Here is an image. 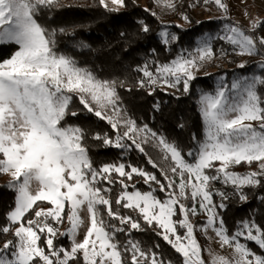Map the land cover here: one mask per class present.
<instances>
[{
  "label": "snow or ice",
  "instance_id": "snow-or-ice-1",
  "mask_svg": "<svg viewBox=\"0 0 264 264\" xmlns=\"http://www.w3.org/2000/svg\"><path fill=\"white\" fill-rule=\"evenodd\" d=\"M154 2L176 9L175 0ZM98 3L108 12L127 6L126 0ZM203 3L215 4L224 14L221 18L228 20L225 0ZM63 6L60 0H0V45L16 46L10 58L0 61V174L10 177L6 187L15 192L14 206L0 224V236L12 237L0 247V264H173L157 251L159 244L145 249L139 241L120 239L147 229L179 253L183 264H264V254L248 246L253 242L264 252V225L244 218L229 232L221 215L233 197L247 203L246 189L264 188V75L238 77L230 85L221 80L214 93L202 92L198 104L203 138L193 134L192 147L185 154L179 144L151 132L147 125L138 127L128 116L117 90L124 87L123 81L101 79L58 50L56 37L66 30L49 28L41 18L44 10ZM181 15L191 23L186 14ZM140 24L143 33L150 31L143 21ZM260 28L264 20L259 18L251 20L247 30L226 23L217 38L230 44L236 55L264 57ZM159 35L165 45L177 40L167 29ZM209 39L200 41L194 55H180L170 63L153 62L155 73L148 63L138 67L143 73L139 87H148L151 95L158 85L176 88L182 83L188 93L194 71L214 56ZM79 47L89 46L81 42ZM259 67L264 69V59ZM75 99L82 109H73ZM154 107L159 110V104ZM82 110L107 121L115 133L114 138L96 133L92 139L119 149L129 148L125 141H131L166 183L132 164L95 167L85 144L88 130L69 123ZM149 142L163 152L164 164L148 155L144 145ZM244 165L249 170H235ZM136 177L150 190L137 189ZM152 184L166 194L165 199L157 197ZM116 186L120 190L113 198ZM258 198L264 203V196ZM200 215L206 219L195 222L193 218ZM65 219L68 227L60 231L58 225ZM209 231L222 248H232L231 257L208 249L210 259H203L197 233L208 237ZM59 237H66L70 245L58 246Z\"/></svg>",
  "mask_w": 264,
  "mask_h": 264
},
{
  "label": "trees",
  "instance_id": "trees-1",
  "mask_svg": "<svg viewBox=\"0 0 264 264\" xmlns=\"http://www.w3.org/2000/svg\"><path fill=\"white\" fill-rule=\"evenodd\" d=\"M175 0L176 9L172 23L163 26L155 12L157 4L154 0H144L138 3L136 0H126V7L119 12H108L98 3V0H60L64 5L54 8L51 11L44 10L41 22L49 28H64V34H58L57 48L60 52L72 56L80 67L88 68L96 73L101 79L123 81L124 87H118V92L122 100V106L126 109L129 117L134 119L138 127L147 125L151 132L158 136L165 137L169 142H176L186 154L192 147V136L203 138V123L199 110V98L202 92L214 93L217 88V79L225 77L230 82L242 76L264 75V69L259 67L261 55H256L245 63L244 68L238 67V57L232 46L217 37L221 33L227 20L204 19L198 20L193 14V7L204 6L203 0ZM192 4L194 6L189 7ZM212 3L205 5L212 6ZM149 9L150 11H145ZM181 14H186L191 23L182 19ZM140 21H143L149 28L148 33L141 31ZM200 21V23H197ZM167 29L176 34L177 40L171 45L161 42L159 33ZM264 28L257 30L261 35ZM124 35H121V34ZM206 36L213 38L211 46L214 51V59L210 66L213 72L204 71L201 76H197L190 84L188 93L183 91V84L178 85L175 92H166L159 86L155 87L149 95L148 87H139L138 81L143 77L142 72H138V67H143L148 63L150 70L155 73V63H170L180 55H189L195 51L198 43ZM83 42L87 48L79 47ZM16 50L15 45H0V61L10 58ZM220 60H225V67L219 65ZM264 92V89L261 90ZM159 104V110L154 105ZM79 100L73 102V109H82ZM69 123L84 126L89 136L85 144L89 150V156L95 167L105 163L123 162L139 166L152 172L163 180L158 169H153L148 163V157L140 153L131 141H125L130 145L127 149L106 147L101 141L92 139V135L107 133L115 137V133L107 121L99 120L95 115L82 110L76 118H69ZM183 125V127H180ZM123 131V129H121ZM146 152L159 164H164L162 160L163 152L155 147L152 142L144 145ZM190 159V158H188ZM256 164L251 165L255 169ZM238 172L249 170L248 165L237 167ZM3 174H0V224L5 223L4 215L10 206H14L15 192L1 183ZM135 187L141 191L150 190V186L145 184L143 179H134ZM231 192L230 187L217 185ZM156 195L159 199L166 198V194L158 191ZM119 186L115 187L113 198L119 191ZM129 188V191H132ZM249 193L247 203H242L238 198L233 197L227 201L226 209L221 211L229 232L235 231L237 221L244 218H255L256 221L264 225V203L258 197L264 196V188L246 189ZM219 203V197L216 198ZM44 207L48 205L44 204ZM128 213L130 210L121 209ZM133 215H135L133 213ZM143 223V221H141ZM67 226V221L61 225ZM183 234V229H178ZM9 236H0V247ZM132 239L139 241L145 249L154 248L160 245L157 251L163 253L166 259L173 261V264H183V257L160 236H157L152 229L143 232L133 231L130 237L124 235L120 239ZM241 242H244L241 239ZM57 245L68 247L70 241L66 237H59ZM248 246L257 254L263 252L253 242H248Z\"/></svg>",
  "mask_w": 264,
  "mask_h": 264
},
{
  "label": "rangeland",
  "instance_id": "rangeland-1",
  "mask_svg": "<svg viewBox=\"0 0 264 264\" xmlns=\"http://www.w3.org/2000/svg\"><path fill=\"white\" fill-rule=\"evenodd\" d=\"M136 1L138 3L144 2V0H136ZM194 2L197 3V0H195ZM225 3L228 4V8H229V11L227 13V15L229 17L227 21L230 22L229 24H237L240 27H242L243 29L247 30L250 27V21L251 20H254L257 18H259L260 20H264V0H225ZM194 5L195 6L193 7V14L195 15V17L198 20H204V19H208V18L224 20L221 18L224 14L216 7L215 4H213L210 7H206L205 5L204 6L201 5V6L196 7V4H194ZM109 7H112V5L110 3H109ZM245 12H247V15H245ZM155 13L158 16V18L160 19V22L163 26L172 23L171 21L174 20L173 18L175 16V13L172 10H169L167 8H163V7L157 5V7L155 9ZM223 28H224V26L222 27L221 33L219 35L223 34ZM163 30H165V29H163ZM260 36H264V32ZM204 39H209L210 44L213 40V38H211L210 36H206ZM201 40H203V39H201ZM200 41H199V43H200ZM224 42H226V41H224ZM199 43H198V46H199ZM194 54H195V51L189 55H184V56H190V55H194ZM236 56L238 57V60H239L238 65L241 63H246L249 59L254 57V56H247V55H244V56L236 55ZM259 59L261 61L262 59H264V57L260 56L258 58V60ZM215 60L216 59H214V57H213L210 60L203 62L200 65L199 70L194 71L195 77L201 76L204 71L209 70L210 73L213 72L214 70L212 69V67L210 68V66L213 62H215ZM219 65L225 67L226 61L220 60ZM221 80H223L225 83L230 85L234 79H232V80H230V82H228L225 79V77L219 78V79H217V87L221 83ZM158 86L166 92H175L177 90V87H178L177 86L176 88H170V87H167L166 85H158ZM9 179H10V177L8 175L3 174V179L1 181V183H3L4 185H7ZM205 219H206V217L204 215H200L199 217L193 218V220L195 222H198V223L203 222ZM58 227H59L60 231H64L68 227V223H67V226L62 227L61 225H58ZM79 238L82 239V236ZM197 239H198L199 243L202 245V248L204 249V251L202 252V257L205 261H209V259H210L208 249H211L213 253L222 255L224 257H231L232 256V252H233L232 248L227 247V246L222 248L220 246V244L216 242V238L214 236V233H212L211 231H209L208 237H205L204 235H202L198 232L197 233ZM241 239H243V238H241ZM263 254H264V252H263Z\"/></svg>",
  "mask_w": 264,
  "mask_h": 264
}]
</instances>
